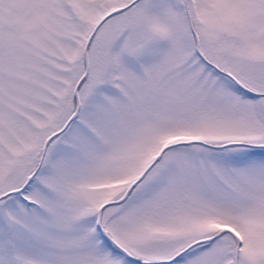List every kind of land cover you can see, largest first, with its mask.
Here are the masks:
<instances>
[{"label": "snow or ice", "instance_id": "snow-or-ice-1", "mask_svg": "<svg viewBox=\"0 0 264 264\" xmlns=\"http://www.w3.org/2000/svg\"><path fill=\"white\" fill-rule=\"evenodd\" d=\"M0 264H264V0H0Z\"/></svg>", "mask_w": 264, "mask_h": 264}]
</instances>
